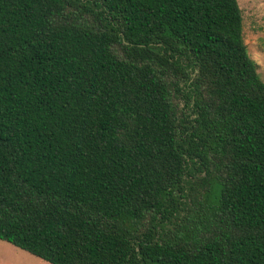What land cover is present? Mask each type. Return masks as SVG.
<instances>
[{"label":"trees","instance_id":"obj_1","mask_svg":"<svg viewBox=\"0 0 264 264\" xmlns=\"http://www.w3.org/2000/svg\"><path fill=\"white\" fill-rule=\"evenodd\" d=\"M0 240L49 264H264L237 0H0Z\"/></svg>","mask_w":264,"mask_h":264},{"label":"rangeland","instance_id":"obj_2","mask_svg":"<svg viewBox=\"0 0 264 264\" xmlns=\"http://www.w3.org/2000/svg\"><path fill=\"white\" fill-rule=\"evenodd\" d=\"M242 15V36L250 58L264 83V0H237ZM0 264H49L0 240Z\"/></svg>","mask_w":264,"mask_h":264}]
</instances>
